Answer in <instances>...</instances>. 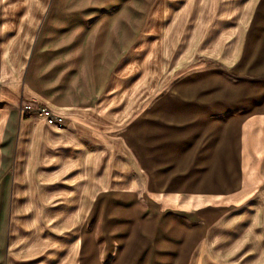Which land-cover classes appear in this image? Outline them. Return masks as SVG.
Wrapping results in <instances>:
<instances>
[{"label": "rangeland", "instance_id": "374dc122", "mask_svg": "<svg viewBox=\"0 0 264 264\" xmlns=\"http://www.w3.org/2000/svg\"><path fill=\"white\" fill-rule=\"evenodd\" d=\"M81 30L82 35L106 30V59L98 66L104 83L93 107L59 109L33 96L25 98L19 110L24 118L48 125L37 114H25L24 106L44 105L63 115L65 125L52 126L77 129L91 139L98 166L91 171L84 166L78 190L82 197L72 203L73 210L48 208L42 198L24 200L28 210L15 215L12 227L8 218L0 264H79L80 232L83 261L96 264L88 254L91 244L86 228L90 227L97 235L104 264H111L116 257L119 260L124 237L133 230L137 217L152 214L159 224L164 218H180L196 228L198 237L187 264H264V0H106V4L0 0V81L13 72L21 83L34 45L53 57L71 39L79 41V36L71 35ZM59 32L61 36L52 37ZM168 100H177L182 107L191 100L195 113L177 121H190L185 126L198 127L202 117L208 126L212 118L220 123L235 121L240 140L239 179L245 183H241L243 190L228 193L220 207L213 204V198L208 199L212 204L207 201L200 209L167 207L172 162L150 167L142 160L144 165H140L136 149L150 162L166 141L156 139L165 137L167 120L162 112L171 105L165 103ZM137 127L143 144L136 140ZM197 136L194 132L193 139ZM152 168L167 182L159 187V194L152 193L148 180ZM96 172L98 183L87 180ZM22 182L21 191L27 184H39ZM31 190L35 195L36 190ZM68 190L60 187L55 202L48 198L50 205L71 202L69 196H61ZM91 203L98 209L92 225L87 213ZM19 204L20 208L24 203ZM111 215L124 217L126 231L118 238V247L106 237ZM106 250L116 252L107 257ZM174 251L166 245L159 248L162 253ZM156 263L172 262L164 258Z\"/></svg>", "mask_w": 264, "mask_h": 264}, {"label": "crops", "instance_id": "0c3cea01", "mask_svg": "<svg viewBox=\"0 0 264 264\" xmlns=\"http://www.w3.org/2000/svg\"><path fill=\"white\" fill-rule=\"evenodd\" d=\"M95 2L106 4V0ZM102 28L105 26L99 27ZM83 32L78 31V35L72 33V37L79 36V41L71 39L62 49L59 48V52L53 57L47 56L43 47L34 45L23 81L21 83L16 81L13 72L11 76L0 81V254L5 232L8 230V218L12 220V227L15 215L28 210L26 208L29 207L26 204L28 199L32 197L46 199L43 201L44 204L46 203L48 208H56L57 211L73 210L77 197H82L78 190L83 181L84 166L89 167L90 171L98 166V153L95 154L97 150L92 149L91 139L84 137L80 131L56 128L34 118H24L19 110V104L24 102L25 98L33 96L59 109L93 107L104 83V77L102 80L98 77V66L106 59V30L87 31L82 35ZM60 33L62 32L52 37L57 38L62 35ZM190 101L183 104L184 107L177 100L165 102L171 104L168 109L161 111L167 120L166 130L163 132L165 137H157L156 140L166 141L157 148V156L154 155L151 163L142 157L140 149L138 151L135 148L136 154L138 153L141 167L144 165L143 161L150 167L162 162H172L169 165L171 170L168 171L171 173V179L168 178L170 191L165 201L167 207L200 209L208 204L207 201L212 204L209 198H213V204L220 207L226 203L228 193L240 188L242 182L245 183L239 179L240 140L235 129V121L231 119L220 123L219 119L212 118L208 126L206 118L202 117L198 127L183 125L190 121L180 124L177 121H183L182 118L195 113ZM197 101L200 102V99ZM262 110L264 112V108ZM194 132H198L195 140ZM135 136L136 140L143 144L142 133H139L138 127ZM151 172L148 180L152 193L159 194V187H164L167 182L162 181L161 174L153 168ZM87 180L98 183L99 173L90 175ZM124 180L125 178L114 179ZM22 181L39 184L36 186L27 184L26 190L21 191L20 188L25 187ZM63 186H67L71 191L68 190L69 194L61 196H69L72 201L67 203V200H64L50 205L48 198L53 197L55 202L56 197H60L57 190ZM31 188L36 190L35 195L32 194ZM227 201L233 202V199L229 198ZM22 202L24 204L19 208V203ZM87 213L92 216L90 220L92 225L97 220L98 209H94L92 205L87 209ZM123 219L124 217L119 215H111L107 219L112 226L106 237L113 240L112 244L115 247L119 246L118 238L124 236L126 231ZM81 223L78 224V228L82 227ZM195 229L180 218H164L159 224L155 214L138 216L133 230L124 237L125 243L120 250L119 260L116 257L111 264L117 261L119 264H157L156 260L164 258L170 259L171 264H187L189 252L198 237ZM86 233L91 244L88 253L90 260L96 264L98 262L104 264L96 233L92 227L86 228ZM83 238V233L80 232L79 264L88 263V260L83 261ZM179 239L182 241L178 242ZM105 242L107 243V238ZM148 243L149 249L144 254V248ZM165 245L175 251L159 252L160 246ZM106 252L107 257H113L116 251Z\"/></svg>", "mask_w": 264, "mask_h": 264}, {"label": "built area", "instance_id": "2783aa9c", "mask_svg": "<svg viewBox=\"0 0 264 264\" xmlns=\"http://www.w3.org/2000/svg\"><path fill=\"white\" fill-rule=\"evenodd\" d=\"M23 112L27 115L37 114L39 117L44 118L47 123L57 127H63L65 125V117L63 115L55 113L49 107L44 105L33 107L32 105L27 104L24 106Z\"/></svg>", "mask_w": 264, "mask_h": 264}]
</instances>
